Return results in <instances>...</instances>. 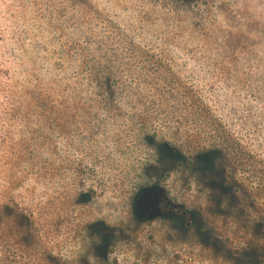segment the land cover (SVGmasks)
I'll return each instance as SVG.
<instances>
[{
    "label": "rangeland",
    "instance_id": "1",
    "mask_svg": "<svg viewBox=\"0 0 264 264\" xmlns=\"http://www.w3.org/2000/svg\"><path fill=\"white\" fill-rule=\"evenodd\" d=\"M0 205L7 262L264 264V0H0Z\"/></svg>",
    "mask_w": 264,
    "mask_h": 264
},
{
    "label": "trees",
    "instance_id": "2",
    "mask_svg": "<svg viewBox=\"0 0 264 264\" xmlns=\"http://www.w3.org/2000/svg\"><path fill=\"white\" fill-rule=\"evenodd\" d=\"M194 102L198 103V100L196 99V101H194ZM150 190H151V188H146L145 190H143L141 192V194H145V193H147ZM147 201L149 202L150 200L148 199ZM148 204H150V203H148ZM8 212H9V214H8V220H9L8 224L9 225H7V224L3 225L2 224V217H1V205H0V264H16V262L14 260L15 259V254L13 252L11 254L9 253L10 257H9V261L8 262L5 261V259L3 257L4 252L2 253V250H4V246L2 244L5 241H6V246L8 248H12L10 246V244L15 242V235H14L15 222L13 221V219H14V211L9 208ZM23 219L26 221V217H23ZM3 226H6V228L8 227V232L6 234L3 232V228H2Z\"/></svg>",
    "mask_w": 264,
    "mask_h": 264
},
{
    "label": "flooded vegetation",
    "instance_id": "3",
    "mask_svg": "<svg viewBox=\"0 0 264 264\" xmlns=\"http://www.w3.org/2000/svg\"><path fill=\"white\" fill-rule=\"evenodd\" d=\"M161 193L160 191L158 190H154V189H151L150 191H148L147 193L145 194H141V195H138V200H139V204L142 205H152L154 207L153 208V211L150 212L148 214V217H139V220L140 221H143V220H146V221H149L150 219H155V218H159L161 217V214H160V210L161 209H165V205L162 204L163 206L160 207L159 205H161L162 202V199L160 198V196H158V194ZM150 200L149 202L147 200ZM150 203V204H148ZM141 208H143L141 206Z\"/></svg>",
    "mask_w": 264,
    "mask_h": 264
}]
</instances>
